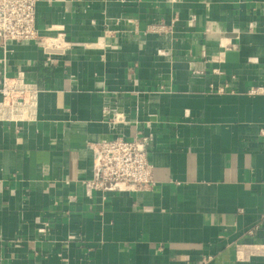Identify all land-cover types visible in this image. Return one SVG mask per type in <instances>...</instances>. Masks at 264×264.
<instances>
[{
	"label": "crops",
	"instance_id": "crops-1",
	"mask_svg": "<svg viewBox=\"0 0 264 264\" xmlns=\"http://www.w3.org/2000/svg\"><path fill=\"white\" fill-rule=\"evenodd\" d=\"M37 25L52 48L0 47L41 89L0 122V264H264V0H41ZM144 135L154 187L89 195L90 144Z\"/></svg>",
	"mask_w": 264,
	"mask_h": 264
},
{
	"label": "built area",
	"instance_id": "built-area-1",
	"mask_svg": "<svg viewBox=\"0 0 264 264\" xmlns=\"http://www.w3.org/2000/svg\"><path fill=\"white\" fill-rule=\"evenodd\" d=\"M41 0H0V47L6 51L11 42L36 41L52 48L50 39L43 37L37 25V7ZM153 25L151 30H163ZM224 92V88H219ZM259 89H251L256 93ZM38 84L25 78L23 72L9 76L0 72V122L13 124L37 120ZM264 136V124L260 129ZM150 135L127 139H103L90 144L94 155L93 177L82 182L87 193L101 191L151 190L155 185L153 164L149 160ZM73 199H76L73 196Z\"/></svg>",
	"mask_w": 264,
	"mask_h": 264
}]
</instances>
